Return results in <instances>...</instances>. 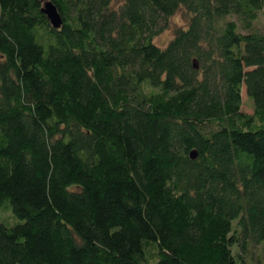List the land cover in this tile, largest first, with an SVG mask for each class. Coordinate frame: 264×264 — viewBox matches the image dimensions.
<instances>
[{"label":"trees","instance_id":"obj_1","mask_svg":"<svg viewBox=\"0 0 264 264\" xmlns=\"http://www.w3.org/2000/svg\"><path fill=\"white\" fill-rule=\"evenodd\" d=\"M42 1L0 0V264H264V0Z\"/></svg>","mask_w":264,"mask_h":264},{"label":"rangeland","instance_id":"obj_2","mask_svg":"<svg viewBox=\"0 0 264 264\" xmlns=\"http://www.w3.org/2000/svg\"><path fill=\"white\" fill-rule=\"evenodd\" d=\"M185 23V18L184 16H182L181 11L177 10L176 13L172 14L169 17V20L167 22V26L165 29H163L161 32L157 33L153 39L155 41V43H158L160 45H164L167 40L169 39V37L172 35L174 28H176V26H178V24H184ZM258 23V27L263 29L264 28V19L263 18H259V20L257 21ZM242 109L246 112L250 111V105H249V101H247L246 99V92L244 90V87H242ZM0 221L9 224V223H13V222H17L19 221L18 218L15 217V215L10 211L7 210L5 207H1L0 208ZM16 264V263H15Z\"/></svg>","mask_w":264,"mask_h":264},{"label":"water","instance_id":"obj_3","mask_svg":"<svg viewBox=\"0 0 264 264\" xmlns=\"http://www.w3.org/2000/svg\"><path fill=\"white\" fill-rule=\"evenodd\" d=\"M40 11L45 13L48 22H50L53 27H56L60 23L58 11L56 10L51 0H43ZM190 156H195V149L190 150Z\"/></svg>","mask_w":264,"mask_h":264}]
</instances>
